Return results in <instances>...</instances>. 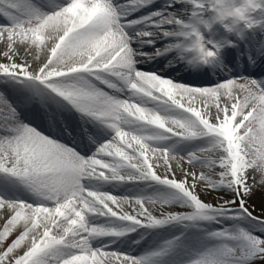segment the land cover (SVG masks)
Returning a JSON list of instances; mask_svg holds the SVG:
<instances>
[{"label":"snow or ice","instance_id":"obj_1","mask_svg":"<svg viewBox=\"0 0 264 264\" xmlns=\"http://www.w3.org/2000/svg\"><path fill=\"white\" fill-rule=\"evenodd\" d=\"M150 2L128 0L130 8ZM185 2L195 23L181 18L189 10L176 6ZM168 8L175 14L164 10L129 20L115 0H69L50 13L35 0H0L6 21L0 23V77L38 82L114 130L112 139L86 158L25 124L0 91V173L47 202L0 197V264H157L173 247L169 241L141 256L110 244L93 247V240L119 238L136 228L94 225L92 216L146 228L232 220L236 223L210 233L219 246L189 264H264V208L257 213L250 203L257 191L264 195V80L240 76L197 87L135 67L137 55L155 57L181 47L204 63L217 59L225 45L207 39L197 25L211 30L219 24L241 33L264 26V0H170ZM143 22L156 31L138 36L175 39L151 54L136 51L126 29ZM112 77L124 81L132 95L111 94L120 90ZM170 137L212 142L181 156L158 146ZM92 181H154L181 193L186 207L117 197L90 188ZM209 195L212 200L205 199Z\"/></svg>","mask_w":264,"mask_h":264},{"label":"bare ground","instance_id":"obj_2","mask_svg":"<svg viewBox=\"0 0 264 264\" xmlns=\"http://www.w3.org/2000/svg\"><path fill=\"white\" fill-rule=\"evenodd\" d=\"M184 5H185V9H187V10H189V11H187V16H186V18L187 17H190L191 15H190V10H191V5L189 4V3H187V2H185L184 3ZM186 12V11H185ZM187 23H192V21H188ZM261 41V40H260ZM166 65H169V64H167V63H165ZM11 82H14V80H11V79H5V78H3V77H0V88H3L2 86H5L6 84H8V83H11ZM164 135H166V134H164ZM170 138H175L177 141L178 140H182V139H180V138H178V137H170ZM194 139H198L197 140V149L198 150H201V149H204V148H206V147H208L210 144H211V142H212V140H211V138L210 137H206V138H194ZM191 140H193V139H191ZM176 141V142H177ZM185 141H187V140H185ZM190 141V140H189ZM178 142H181V141H178ZM154 182V181H153ZM157 186H159V187H165V188H168V186H165V185H160V184H157ZM170 188V187H169ZM175 190V189H174ZM176 195L177 196H173V197H170V196H163L162 197V199H163V201H167L168 203H174V202H178L179 204H181L182 206H186V200H185V198L183 197V195L181 194V193H179L177 190H176ZM209 197V199H213V196L212 195H209L208 196ZM250 203H253V204H255L256 205V210H257V213H259L260 211H261V209L262 208H264V195H262V192L261 191H257L256 193H255V195L252 197V200L250 201ZM173 225L175 226V227H173L171 230H170V228H164V230L166 229V231H172V232H174V231H177V235L179 236V238H180V243L182 244V245H185V246H187V245H189V244H194V249H196V250H198V246H197V244L199 243V242H201L203 239L202 238H197L195 235H191L192 234V232H194V227L192 226V223H190V222H185V223H177V222H174L173 223ZM202 225L204 226V227H206V225H207V223H206V221H204L203 223H202ZM248 225H251V222L250 221H248ZM168 226H172V224H170V225H168ZM254 226V225H253ZM187 229H188V232H187ZM170 231H169V233H170ZM182 233H184V235L182 234ZM185 242H186V244H185ZM211 245H209V244H206V245H202L200 248H199V250L201 251V252H203V251H205V250H207V249H209V247H210ZM198 250V251H199ZM199 251V252H200ZM198 252V253H199ZM198 254L197 253H192V255L190 256V258L189 259H193V258H195L196 256H197ZM188 259V260H189Z\"/></svg>","mask_w":264,"mask_h":264},{"label":"rangeland","instance_id":"obj_3","mask_svg":"<svg viewBox=\"0 0 264 264\" xmlns=\"http://www.w3.org/2000/svg\"><path fill=\"white\" fill-rule=\"evenodd\" d=\"M191 5V4H190ZM184 6V5H183ZM192 8V7H191ZM182 9H185V6L182 8ZM184 15H187V11L183 13ZM181 18L184 19L183 15H181ZM176 192V191H175ZM205 199L207 200H212V199H209V197H205ZM167 207H171V208H177V209H182L183 207H186V206H182L181 204H176V203H167L166 205ZM232 221V220H229V222ZM240 225L243 226V227H249L250 225H248V222L247 221H240ZM230 226V223H226V222H223L221 224V227H229ZM215 229H212L210 232H209V236L214 240L213 243H212V247H217L219 246V241L212 237L210 235V233L214 232L217 228H220V225H216L214 226ZM254 227V226H253Z\"/></svg>","mask_w":264,"mask_h":264}]
</instances>
